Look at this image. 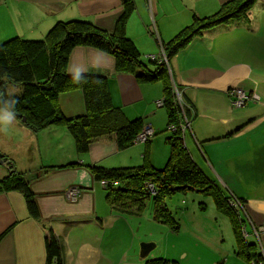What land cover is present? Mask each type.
<instances>
[{
    "label": "crops",
    "instance_id": "0c3cea01",
    "mask_svg": "<svg viewBox=\"0 0 264 264\" xmlns=\"http://www.w3.org/2000/svg\"><path fill=\"white\" fill-rule=\"evenodd\" d=\"M133 1L135 9L126 22V34L141 53H150L156 52L150 22L161 40L168 37L167 31H179L190 24L193 14L210 15L226 0ZM254 6L246 18L203 31L169 63L164 55V61L191 109L189 127L184 131L189 153L209 180L225 194L238 198L244 227L249 228L264 251V209L257 207L264 206V0H256ZM121 9L122 0H0V42L13 36L40 39L56 22L72 19H86L109 31ZM160 51L162 54L161 46ZM67 72L105 75L113 105L129 119L140 117L143 127H151L154 134L147 144L142 142L143 146L135 142L138 146L134 154L127 148L119 149L113 134L92 140L81 154L66 137L71 143L68 152L59 153L56 159L39 155L41 163H23L21 168L0 146V152L12 160L15 170L30 176L39 209L38 218L29 217L21 192L0 191V264H45L47 228L63 243L66 264H144L146 259L160 256L174 258L161 249L154 251L159 236L170 232L168 226L152 219L148 205L139 213L112 208L104 187L90 169V165H138L145 151L153 165L165 163L168 142L156 135L161 126L155 122L161 111L167 121L165 108L156 105L163 97L161 80L140 82L130 72H116L111 54L80 45L70 52ZM233 89L247 92L243 106L233 105ZM58 103L67 117L85 111L78 89L61 93ZM159 108L162 110L157 111ZM3 111L9 117L10 112ZM12 117L22 125L13 114ZM28 133L32 143L27 153L33 160L35 132L29 129ZM7 172L0 165V179ZM72 187L80 189L74 201L65 194ZM251 187L252 191L248 190ZM142 241L155 243L146 259L139 257ZM232 250L234 254V247ZM218 260L225 258L216 257L212 263ZM234 263L243 264L239 260Z\"/></svg>",
    "mask_w": 264,
    "mask_h": 264
},
{
    "label": "trees",
    "instance_id": "16d2710c",
    "mask_svg": "<svg viewBox=\"0 0 264 264\" xmlns=\"http://www.w3.org/2000/svg\"><path fill=\"white\" fill-rule=\"evenodd\" d=\"M255 2L226 0L210 15L199 17L193 14L190 24L169 40L160 41L164 53L160 58L154 56L151 59L148 55L142 59L141 52L126 34V22L135 9L133 0H122L121 12L109 31L86 19H72L56 22L40 39L8 38L0 42V110L9 111L20 124L33 132L49 125H64L78 154L86 152L92 140L110 134L114 135L117 147L125 149L138 142L136 137L143 129L142 119H129L113 105L105 75L68 74L71 50L79 45L94 47L114 57L116 72H130L140 82L161 80L163 97L160 100L167 113V128L170 124L175 125L166 137L169 153L165 163L159 167L153 165L145 151L138 165L110 168L90 165L94 179L104 187L105 197L112 208L139 213L148 205L152 219L167 225L173 232H177L180 225L167 208L165 195L188 189L208 193L217 210L229 219L234 254L241 257L244 264H264V253L252 232L246 231L240 209L230 203L236 197L225 194L209 180L189 153L182 126L190 122L191 109L174 75L169 72V64L161 58L165 55L169 63L178 51L203 31L246 18ZM6 82L19 85V93L8 92ZM174 87L180 92L182 102H178ZM74 89L81 91L85 111L81 115L67 117L60 109L58 97ZM10 170L7 169V174L0 179V191L21 192L28 216L38 218L39 209L29 180L13 165ZM149 184H152L154 192ZM44 251L45 264H53L54 261L55 264H66L63 243L50 228L44 232ZM222 261L218 260L215 264H223ZM144 264L179 262L175 258L160 256L146 259Z\"/></svg>",
    "mask_w": 264,
    "mask_h": 264
},
{
    "label": "rangeland",
    "instance_id": "374dc122",
    "mask_svg": "<svg viewBox=\"0 0 264 264\" xmlns=\"http://www.w3.org/2000/svg\"><path fill=\"white\" fill-rule=\"evenodd\" d=\"M142 28L144 31H147L143 26ZM149 28L150 33L154 36H151V39L153 45L156 47V52L150 51V53H141V57L145 59L144 56L150 54L154 55L156 58H160V41L165 42L169 40L178 31H167L168 39L163 36L160 40L157 39L156 31L151 22ZM137 29L138 24L135 27V30ZM164 38H166V40ZM156 41H159L158 44ZM6 89L14 93L15 90L20 91V86L6 82ZM242 91L247 94L245 90ZM156 110L161 111L162 108ZM155 122L161 126L156 135L159 134L163 139H166V137L171 134V131L167 128V121L163 111H161V114L158 112ZM28 131L29 129L25 125H19V123L12 119L9 120L6 112L0 110V146L6 149L12 156L18 168H21L23 163H41V157L39 155H42L43 158L51 155L52 158L56 159L59 153H65L70 150L71 143L66 137H69L73 142L71 134L64 125L55 124L39 129L35 131L36 152L35 158L32 160L28 158L27 153V148H29V144L32 143ZM137 144L138 143L127 147V151L134 154L138 146ZM139 144L143 146L142 142ZM155 150L157 152L158 148ZM124 151L126 152V150ZM138 152L139 155L142 154V151L140 153L139 149ZM239 186L250 188V186L240 183ZM244 190L246 192H248V190L252 191V187L251 189ZM164 200L167 208L179 222L180 226L177 232L170 230L169 233H166L164 231L159 236L157 248L154 250L155 253L160 252L161 249L164 253L172 255L180 264H213V260L216 257L221 258V256L225 258V261H222L223 264H237L234 263L237 260L244 264L241 257L233 254L232 247H234V237L229 219L225 213L217 210L210 194L190 189L178 190L166 194ZM246 228V231H249V228ZM248 239L252 240L251 237ZM154 251L152 252L154 253ZM261 251L264 253L263 250Z\"/></svg>",
    "mask_w": 264,
    "mask_h": 264
},
{
    "label": "built area",
    "instance_id": "2783aa9c",
    "mask_svg": "<svg viewBox=\"0 0 264 264\" xmlns=\"http://www.w3.org/2000/svg\"><path fill=\"white\" fill-rule=\"evenodd\" d=\"M150 58H154V55H151ZM164 59V55L163 57H161ZM174 92L176 95V98L178 100V102H182L181 99V95L180 92L176 89V87H174ZM230 95L232 96V103L234 106L236 107H240L243 106L245 101L248 99V95L242 91L241 89H233L230 91ZM162 100H158L156 101V105L159 107L162 105ZM189 127V122L187 121L183 126L182 129L185 130V128ZM168 129L170 130H174L175 129V125L174 124H170L168 126ZM154 134V131L151 127H146L142 129V131L137 135L136 137V141L138 142H146L147 140L150 139V137H152ZM102 183H104V181H102ZM150 190H152L154 192L153 186L152 184L148 185ZM66 197L68 200L70 201H74L78 198V196L80 195V189L78 187H72L69 188L65 191ZM230 203L234 206H236L237 208L240 207V204L238 202V200L236 198H234L233 200L230 201ZM255 234H257V232L255 231Z\"/></svg>",
    "mask_w": 264,
    "mask_h": 264
},
{
    "label": "water",
    "instance_id": "95a60500",
    "mask_svg": "<svg viewBox=\"0 0 264 264\" xmlns=\"http://www.w3.org/2000/svg\"><path fill=\"white\" fill-rule=\"evenodd\" d=\"M22 121H24V118H22ZM0 165H3L4 167H6V169L10 170V167L13 165V163H12V160H10L8 157L4 156L0 152ZM12 170H13V168L10 171H12ZM25 178L27 180H29L30 176L25 175ZM257 207H259L261 210L264 209V206L258 205ZM154 246H155L154 242H150V241L140 242V244H139V247H140L139 257L142 259H146L149 255V253L151 252V250L154 248ZM53 264H55V261Z\"/></svg>",
    "mask_w": 264,
    "mask_h": 264
},
{
    "label": "clouds",
    "instance_id": "9594fccd",
    "mask_svg": "<svg viewBox=\"0 0 264 264\" xmlns=\"http://www.w3.org/2000/svg\"><path fill=\"white\" fill-rule=\"evenodd\" d=\"M12 118V113H9V120H11Z\"/></svg>",
    "mask_w": 264,
    "mask_h": 264
},
{
    "label": "bare ground",
    "instance_id": "6f19581e",
    "mask_svg": "<svg viewBox=\"0 0 264 264\" xmlns=\"http://www.w3.org/2000/svg\"><path fill=\"white\" fill-rule=\"evenodd\" d=\"M264 217V216H263Z\"/></svg>",
    "mask_w": 264,
    "mask_h": 264
}]
</instances>
